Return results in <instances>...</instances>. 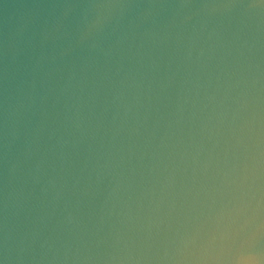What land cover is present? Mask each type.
<instances>
[{"label":"clouds","instance_id":"9594fccd","mask_svg":"<svg viewBox=\"0 0 264 264\" xmlns=\"http://www.w3.org/2000/svg\"><path fill=\"white\" fill-rule=\"evenodd\" d=\"M19 7L0 264H264V0Z\"/></svg>","mask_w":264,"mask_h":264},{"label":"water","instance_id":"95a60500","mask_svg":"<svg viewBox=\"0 0 264 264\" xmlns=\"http://www.w3.org/2000/svg\"><path fill=\"white\" fill-rule=\"evenodd\" d=\"M28 2V0H4L5 4L11 5L7 10L0 5V25L3 24L5 17L9 18L10 20H19L24 9L20 8L19 5Z\"/></svg>","mask_w":264,"mask_h":264}]
</instances>
